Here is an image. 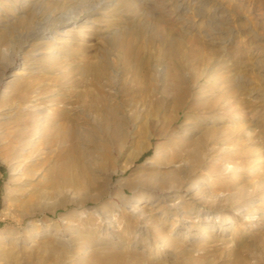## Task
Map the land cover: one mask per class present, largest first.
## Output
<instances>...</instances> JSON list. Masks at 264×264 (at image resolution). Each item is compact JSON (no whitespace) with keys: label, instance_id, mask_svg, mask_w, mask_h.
I'll use <instances>...</instances> for the list:
<instances>
[{"label":"bare ground","instance_id":"6f19581e","mask_svg":"<svg viewBox=\"0 0 264 264\" xmlns=\"http://www.w3.org/2000/svg\"><path fill=\"white\" fill-rule=\"evenodd\" d=\"M196 1L200 4L192 8L193 13L189 14L186 10L193 7ZM233 3L239 7L250 5L264 9V0H233ZM212 6H216L213 0H27L26 5L21 0H0V46L9 49L27 43L40 50L38 58L49 67L60 64L67 72L78 70L82 74L95 75L107 74L111 54L119 52L127 63L134 61L137 71H144L146 64L141 60V55L146 48L165 45L163 50L166 54L177 55L181 39L176 32L183 36L189 35L197 28L196 21L190 18H198L201 22H207L208 29L203 37L207 38L206 43H212L208 58L217 59V71L210 74V80L225 95L244 94L250 83L243 79L246 70H240V58L245 56L247 49L260 45L264 35L249 28L233 30L235 25L231 21H220L223 7L212 13L209 11ZM8 14L16 19L10 22L5 20ZM102 20L106 22L105 27L96 24ZM92 26L94 32L81 40H72V37L61 40L59 37L61 31L71 36L79 28ZM85 40H94L96 49L89 48ZM216 40L219 42H214ZM196 42L192 43L193 47H197ZM234 44L238 45L235 51H229ZM258 49L254 52V59H251L253 67L249 72L261 70L259 75L264 81V52ZM28 69L25 65L22 67V70ZM171 69L164 67L161 73L163 76L173 74L176 81L173 85L178 87L183 75ZM141 74L143 80L148 79V72ZM183 87H178V92H175L174 99H179L175 110L164 115L158 129L150 131L149 123H144L140 133L143 139L148 137L149 141L142 140L120 165L117 162L119 156L108 146L99 149L97 158L89 159L91 156H87L76 143V129L62 131L70 140V145L62 159L48 171L51 191L47 198L60 202L54 207H60L61 204L66 206L72 201L77 207H83L88 202L107 201L97 206L89 218L80 219L79 214L73 213L64 217L83 225L72 239L58 238L53 234L38 239L36 236L32 239L35 244L29 246L34 248L33 253L21 257L26 260L23 264H127L133 261L167 260H171L168 264H205L206 261L209 264L211 252L222 248H227L238 262H246L247 257L242 254V250L251 245L249 242L252 237H246L238 244L234 236L227 237V231L244 228V224H241L243 220L234 209L246 210L249 214L257 207L255 197L264 199L263 121L239 114L235 106L229 103L222 111L232 112L223 117H229L227 121L218 120L217 116L209 121L219 136L230 140V143H226L228 148L232 144H239L237 156L229 157L225 161V168L216 165L207 168L206 172L197 171L200 166L198 152L191 163H180L164 170L154 166H139L131 177L113 184L114 172L119 169L126 172L152 146V137H164L178 124L181 110L186 105L182 100L186 96ZM249 95L257 98L262 94L257 88H251ZM231 121L236 123L230 124ZM187 123L182 128L187 127ZM121 138L122 133H119L117 143L122 148ZM160 147L157 143L156 148ZM228 165L231 168L226 171ZM218 171L222 172L218 179L233 178L219 182L212 176ZM107 193L110 200L105 199ZM185 195L190 197L184 199ZM231 201L234 205L227 206ZM146 202L150 203V207L148 204L140 206ZM116 206H121V209ZM202 207L207 209L201 211ZM156 209L158 211L153 212ZM147 211L149 214L144 215ZM259 213H264V204ZM122 222L126 224L123 237L106 227ZM141 222L146 225L138 227ZM46 226L47 230L63 231L57 220ZM250 226L252 223L247 228ZM134 237L137 238L135 241L132 240ZM46 238L51 239L47 241ZM213 241L222 242L224 247L217 246L218 249L211 250Z\"/></svg>","mask_w":264,"mask_h":264},{"label":"rangeland","instance_id":"374dc122","mask_svg":"<svg viewBox=\"0 0 264 264\" xmlns=\"http://www.w3.org/2000/svg\"><path fill=\"white\" fill-rule=\"evenodd\" d=\"M21 3L26 5L27 0H21ZM213 3L216 6L209 8V11L218 12L222 6L224 12L220 21H231L235 25L233 30L249 28L264 35V9H256L250 5L239 7L233 0H213ZM199 4L194 2L193 7L186 11L193 13L192 8ZM11 15L8 14L5 20L10 22L16 19ZM190 19L196 21L197 28L185 36L176 32L181 39L177 55L166 54L163 50L165 45L149 47L143 51L141 60L146 64L143 70L149 73L145 80L141 74L144 71H137L134 61L127 63L119 52L111 54L107 74L95 75L82 74L78 70L67 72L60 64L49 67L38 58L40 50L27 43L22 44V47L18 44L9 49L0 46V264H23L26 260L21 257L33 253L34 248L29 246L35 244L32 239L36 236L37 239L52 234L58 238H74L83 225L64 217L73 213L79 214L80 219L89 218L97 206L100 207L107 201L88 202L83 207H77L72 201L66 206L61 204L60 207H54L60 202L47 198L51 191L50 181L47 179L48 171L62 159L70 145V140L62 131L76 129V143L84 149L87 156H91L89 159L97 158L99 149L108 146L119 156L117 162L120 165L137 149L142 140L149 141L148 137L143 139L141 136L143 124L149 123L150 131L160 128V120L176 108L179 99H174L175 92H178V87L185 86L183 88L186 89V96L182 100L186 105L181 110L178 124L166 136L152 137V146L126 172L120 169L114 172L115 185L118 180L124 181L131 177L134 169L139 166L171 169L180 163H191L198 152L200 166L197 171L206 172L207 168L216 165L225 168V161L229 157L237 156L236 149L239 144H232L228 148L226 143H230V140L219 136L209 121L214 116L218 120L227 121L229 117H223L232 112L222 111L229 103L235 106L239 114L264 122V81L259 75L261 70L249 72L253 67L251 59H254V52L257 48L264 52V39L256 48L247 49L245 56L240 58V70H246L243 79L250 83L247 85L248 90L241 95L228 96L210 80V74L217 71V59L208 58L212 52V43H206L207 38L203 37L208 29L207 22H201L198 18ZM96 24L105 27L106 22L102 20ZM79 29L71 36L61 31L59 37L61 40L70 37L72 40H81L80 38L94 32V26ZM212 32L215 33L214 30ZM93 42L94 40H85L89 48L96 49ZM193 42L198 44L197 47H193ZM237 46L234 44L229 51H235ZM6 63L9 64L5 66ZM24 65L29 69L22 70ZM164 67L167 70L173 68L171 71L183 75V79L178 81V87L173 85L176 82L173 74L163 76L161 70ZM251 88H257L262 95L257 98L250 96ZM247 110L256 113L252 114ZM184 123L188 126L182 128ZM234 123L236 121H231L230 124ZM119 133H122V148L117 143ZM157 143L161 145L159 149L156 148ZM230 168L231 165H228L226 171ZM221 173L218 171L212 176L219 182L233 178L229 176L218 179ZM248 175L250 174L245 176ZM44 195L47 196L42 198ZM189 197L185 195L184 199ZM106 198L110 200L108 193ZM143 204L150 207V203H141L140 206ZM255 204L257 207L249 214L246 210L234 209L243 220L241 224H244V228L227 231V237L234 236L238 244L246 237H252L249 242L251 245L242 250V254L247 257L246 262H238L233 254H229L227 248H222V242L213 241L211 250L217 246L222 249L211 252L209 264H264V213L258 214L263 209L264 199L255 197ZM233 205L234 202L231 201L227 206ZM116 207L121 209V206ZM200 209L203 211L207 207ZM157 211L158 209L153 210ZM143 214L147 215L149 211ZM56 220L61 223L63 231L47 230L46 225H52ZM250 223L252 226L248 229L247 225ZM66 224L72 226L65 227ZM140 225L146 224L141 222L138 227ZM125 226L122 222L106 227L123 237ZM256 236L257 239H253ZM136 239L134 237L132 240ZM170 261H133L127 264H168Z\"/></svg>","mask_w":264,"mask_h":264}]
</instances>
